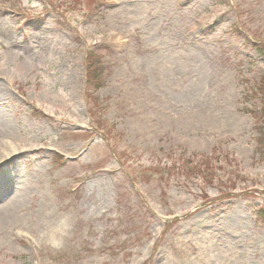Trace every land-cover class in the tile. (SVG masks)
<instances>
[{"label":"rangeland","instance_id":"1","mask_svg":"<svg viewBox=\"0 0 264 264\" xmlns=\"http://www.w3.org/2000/svg\"><path fill=\"white\" fill-rule=\"evenodd\" d=\"M262 108L264 0H0V264H264Z\"/></svg>","mask_w":264,"mask_h":264},{"label":"bare ground","instance_id":"2","mask_svg":"<svg viewBox=\"0 0 264 264\" xmlns=\"http://www.w3.org/2000/svg\"><path fill=\"white\" fill-rule=\"evenodd\" d=\"M0 149L2 151L6 152L4 157H7L8 155H12L13 153H15L17 151L18 145H16L15 142H12L11 140L6 141L3 138V140H0ZM4 209H7V210H21L22 209V203H19V202L6 203Z\"/></svg>","mask_w":264,"mask_h":264},{"label":"trees","instance_id":"3","mask_svg":"<svg viewBox=\"0 0 264 264\" xmlns=\"http://www.w3.org/2000/svg\"><path fill=\"white\" fill-rule=\"evenodd\" d=\"M87 58L89 59L90 57L88 56ZM88 59H87V63H86V65H87L88 73L90 74V72L92 71V69H93V67H94L95 62L90 61V60H88ZM91 78H92V77L89 75V79H91ZM94 80H95V79H94ZM262 139H264V138H261L260 141H262Z\"/></svg>","mask_w":264,"mask_h":264}]
</instances>
